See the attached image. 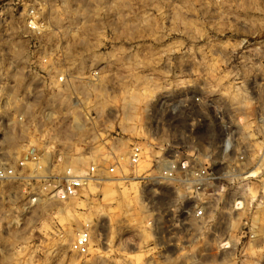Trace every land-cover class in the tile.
<instances>
[{
    "label": "rangeland",
    "instance_id": "obj_1",
    "mask_svg": "<svg viewBox=\"0 0 264 264\" xmlns=\"http://www.w3.org/2000/svg\"><path fill=\"white\" fill-rule=\"evenodd\" d=\"M71 2L70 14L49 15L59 29L50 37L68 43L67 66L75 73L108 68L97 84L78 89L88 93L87 106L118 114L109 129L120 135L119 156H126L131 142L148 139L149 131L159 138L151 155L160 149L167 157L176 151L189 155V122L207 123L199 140L219 138V111L230 121L236 113L252 114L255 98L264 104V95L247 92L264 91V0H103L105 14L94 12L99 5L93 12L88 5L90 14L81 16L71 13ZM28 3L0 0V7H9L0 9V25L8 26L0 28V56L12 57L8 43L15 42L21 48L20 57L13 56L18 65L26 48L20 12ZM81 20L77 31L69 30ZM189 83L201 96L190 107ZM131 96L138 101L126 109ZM174 103L176 113L170 111ZM71 136L63 139L68 153L74 151ZM99 162L106 166L109 159ZM149 166L142 163L136 174L126 166L122 173L114 169L67 201L25 204L20 186L0 185V264H264V206L254 214L253 237L241 236V223H228L223 208L213 205L205 217L192 215L199 201L178 183L150 181L158 166ZM85 222L92 226L91 244L80 255L70 243Z\"/></svg>",
    "mask_w": 264,
    "mask_h": 264
},
{
    "label": "built area",
    "instance_id": "obj_2",
    "mask_svg": "<svg viewBox=\"0 0 264 264\" xmlns=\"http://www.w3.org/2000/svg\"><path fill=\"white\" fill-rule=\"evenodd\" d=\"M68 1H72L71 13L78 14L76 16L90 14L88 5L92 12L96 5L101 7L94 11L96 13L105 14L108 10V5L106 8L101 5H105L101 3L103 0H89L88 4L86 0ZM61 2L29 0L20 12L19 30L26 46L21 65L14 57L1 59L0 56V185L20 186L25 204L37 203L42 198L67 201L107 172L118 169L122 173L126 166L136 174L139 166L146 162L150 163V169L154 164L158 166L157 175L151 176L150 181L178 183L189 190V198L199 201L190 210L192 215L202 218L213 205L223 208L229 214L228 223L235 220L241 223V236L253 237L254 214L258 207L264 206V104L256 103L255 98L252 114L236 113L230 121L219 111L216 124L223 130L219 138L210 136L199 140L197 135L203 134L207 123L189 122V155L176 151L174 156L167 157L160 148L162 153L151 155L150 149L159 138L149 131L148 139L131 142L126 156H119L120 135L109 129L118 114L113 110L97 112L86 105L85 94L73 87L80 83L97 84L108 68L100 65L81 74L75 73L67 66L71 57L65 54L64 47L68 43L56 42L50 37L59 29L49 14L66 15ZM3 8L9 9L8 6ZM79 24L82 20L72 27L69 25V30L77 31ZM0 28L6 30L8 26L2 24ZM75 44L81 43L75 41ZM110 60L115 61L109 58L107 62ZM18 66L26 84L18 88L19 101L10 102L7 91L15 80L8 73L17 71ZM247 92L264 95V91ZM200 102L199 91L189 83V107ZM74 119L79 120L82 128L71 133L74 151L68 153L63 139L75 124ZM100 145L105 147V152L100 151ZM66 152L70 157L82 156L87 166L72 167L66 162ZM104 156L109 159L106 166L99 162ZM122 159H126L125 164ZM148 169L140 175L144 176ZM91 227L90 222L83 223L70 243L71 251L80 255L88 253Z\"/></svg>",
    "mask_w": 264,
    "mask_h": 264
},
{
    "label": "bare ground",
    "instance_id": "obj_3",
    "mask_svg": "<svg viewBox=\"0 0 264 264\" xmlns=\"http://www.w3.org/2000/svg\"><path fill=\"white\" fill-rule=\"evenodd\" d=\"M69 3V1H67V0H62V2H61V4H62V11L65 13V14H70V11H69V7L67 6V4ZM64 6H65V8H67L65 11H64ZM53 13V12H52ZM52 13H50L49 15H52ZM58 14H60V13H58ZM8 50L12 53V55L13 56H15V57H20V55H21V48L19 47V45H17L15 42H12V41H10L9 43H8ZM11 56V55H10ZM12 56V57H13ZM16 59V58H15ZM17 61L18 60H16V63H17ZM20 71V73L22 74V72H21V70H20V68H19V66H18V70L17 71H13V72H9L8 73V75H9V77H11V78H13L14 80H15V84L13 85V86H11L9 89H8V94H9V96H10V98H11V101L10 102H18L19 101V93H18V88L20 87V86H22V83H23V81H22V78H23V75H21L22 76V78L20 77V75L17 73V72H19ZM24 79V78H23ZM25 80V79H24ZM25 84H26V81H25ZM86 84H90V83H80V84H78V85H75V86H73L75 89H77V90H79L78 88H79V86H82V85H86ZM92 85V84H91ZM80 91V90H79ZM81 91H84V88H82L81 89ZM87 91V90H86ZM85 93V92H84ZM85 94H88V93H85ZM86 99V98H85ZM86 101H88L87 99H86ZM138 101V97H136V96H131V97H129V99L125 102V104H126V109H129V108H131V107H133V105L136 103ZM170 111L171 112H173V113H176V112H178L179 111V104H172V106L170 107ZM74 122H75V124L73 123L72 124V126H71V129L69 130V131H67L66 132V135H69V134H71V133H75V132H77V131H79L82 127H81V124H80V122H79V120H75L74 119ZM11 138H13V137H10V139ZM9 154H11V156H13V154L10 152ZM82 159H83V157L82 156H74V157H70L69 155H68V153L66 152V162L68 161L69 162V164L72 166V167H74V168H80L79 166L83 163V161H82ZM85 159V158H84ZM124 179H127V180H129L130 179V177H126V176H124L123 177ZM134 178V177H133ZM111 179V178H110ZM113 181H117V180H107V181H105V182H113ZM91 184H94L93 182H91V183H89L88 184V186L89 185H91ZM89 188V187H88ZM95 189V188H94ZM226 243L227 242H225V243H223V245H226ZM188 258V257H187ZM188 260V259H187Z\"/></svg>",
    "mask_w": 264,
    "mask_h": 264
}]
</instances>
